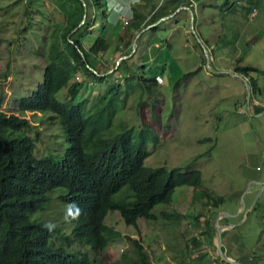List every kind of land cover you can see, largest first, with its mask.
<instances>
[{"label": "rangeland", "instance_id": "1", "mask_svg": "<svg viewBox=\"0 0 264 264\" xmlns=\"http://www.w3.org/2000/svg\"><path fill=\"white\" fill-rule=\"evenodd\" d=\"M102 1L108 13L113 6L114 12L121 8L119 27L125 32L132 16L127 0ZM224 1L196 2L197 21L194 25L197 31L199 29L203 33L206 27L208 29L206 24L215 20L214 12L218 10L210 7L211 4L221 5L219 10L226 9L228 5L222 6ZM235 1L238 0H230L229 3L234 4ZM141 2L135 0L132 8ZM160 2L154 1L156 5L166 7L171 6L172 0ZM244 4L235 8L239 16L245 12L247 5L243 7ZM32 7L35 12L30 16L28 9ZM92 8L89 3L83 23L88 33L78 35L88 46L100 34L101 28L100 22L97 25L100 15H96ZM152 13H148V19L156 14ZM61 17L49 0H30L29 3L0 0L1 108L27 118L35 126L13 134L17 137L26 135L34 140L33 155L36 158L59 160L68 149L59 120L48 119L53 112L16 109V100L29 96L36 89L43 79L45 67L55 56L54 49L57 48L54 43L57 39L61 41V34L67 27ZM237 20L233 27L243 35L236 48L242 57L241 64L251 67L249 69L254 70L250 72L260 76L264 72V20L257 41L254 36L248 37V30L245 32L243 28L245 25L241 19ZM95 21L93 25L96 27L91 29ZM189 21L188 12L181 10L174 18L161 22L149 39L147 62L150 63L148 69H152L147 70L145 77L163 69V84L153 83L147 88L142 83L137 86L134 79L132 85L135 88L129 86L128 94L124 79L114 78L115 73L109 81L92 79L88 83L82 80L81 68L71 75L70 82L81 81L78 98L86 99L88 106L93 105L96 96L105 92L112 82L122 83V94L107 133L113 136L129 129L135 142L143 136L145 148L149 151L144 160L146 167H181L183 171L198 169L201 187L175 188L168 202L157 204L152 209L155 219L146 221L138 218L136 228L126 225L118 211H109L104 223L119 231L121 236L109 241L98 254L74 238L73 224L67 215L68 206L59 198L67 191L64 187H57L47 194L49 200L44 208L29 215L30 220L51 223L59 230L49 239L52 246L74 255H87L96 264H140L133 242L136 240L152 264H227L218 258L217 238L213 231L218 213L225 212L231 216L220 217L218 223L223 228L227 223L231 226L222 236L223 247L229 257H243L248 264L256 258L257 262L253 264H264V116L251 117L247 112L246 87L239 78L225 73L214 74L207 69L204 52L191 32ZM112 36L115 44L117 39L115 34ZM115 54L112 53V59L117 57ZM108 57L107 50L98 54L101 71L108 67L105 60ZM237 63L232 59L228 66L233 68ZM78 76L80 80H77ZM70 82L56 93L58 100L68 99ZM263 97L261 94L257 100L264 102ZM251 111L254 113L252 105ZM203 191L210 194V200L202 195ZM227 236L231 246L227 245Z\"/></svg>", "mask_w": 264, "mask_h": 264}, {"label": "trees", "instance_id": "2", "mask_svg": "<svg viewBox=\"0 0 264 264\" xmlns=\"http://www.w3.org/2000/svg\"><path fill=\"white\" fill-rule=\"evenodd\" d=\"M68 1L77 4L76 12L80 20L83 14L81 1ZM229 1L225 0L222 6L226 4L230 8L232 3ZM85 2L87 6L90 3L100 15V34L89 46H84L78 35L81 32L88 33L86 25L82 24L70 34L79 20L68 24L61 34V41L57 39L54 43L56 53L45 67L42 81L29 96L16 100V109L20 111L53 112L48 119L59 120L68 142V149L62 158H36L33 155L34 140L26 135L17 137L13 134L35 126L25 117L5 112L1 108L0 99V264H96L87 255H74L52 246L49 239L59 230L55 227L49 229L43 221L30 220L29 215L44 208L49 200L47 194L57 187H64L67 191L59 198L68 206L67 215L73 224L74 238L88 245L96 254L101 253L109 241L121 236L119 231L104 223L109 211H118L126 225L136 228L138 218L146 221L155 219L152 209L157 204L168 202L175 188L201 187V172L198 169L183 171L181 167H146L144 160L149 156V151L145 148L143 136L135 142L129 129L113 136L107 133L113 124L116 103L122 94L119 81L112 82L105 92L98 94L91 106H88L86 99L79 100L81 81L70 82L71 75L79 68L85 73L82 80L90 83L92 79L109 81L114 73H121L125 67L127 72L122 76L124 84L127 83V92L129 86L135 88L132 85L134 79L137 86L142 83L149 88L151 84H157L155 76L163 73L161 69L145 77L147 70L152 68L148 69V62H141L142 58L147 60L149 39L159 28L157 25L143 31L138 37L137 49L130 57L136 69L132 70L125 59L114 71L98 76L115 65L114 60L101 71L94 63L98 54L104 52L109 44L106 35L109 27L108 12L102 0ZM155 5L152 2L149 5L139 3L132 8L131 19L125 27L130 36L124 54L130 52L132 38L137 32L184 5V0H172L167 10L157 8H164L163 4ZM151 11L156 14L148 19ZM194 14L196 21L195 11ZM88 66L97 73L92 72ZM234 71L240 73L242 67L235 65ZM248 81L251 86L252 110L259 113L264 108L255 105L252 100L262 94L263 88L253 76L248 77ZM69 82L68 99L58 100L56 93ZM202 195L208 199L210 197L207 191H203ZM216 201H213V205ZM66 239L70 240L69 237ZM133 242L139 253L140 264H152L138 241ZM222 249L229 256L223 246ZM242 258L236 259L248 264ZM255 260L252 258L251 263L257 262Z\"/></svg>", "mask_w": 264, "mask_h": 264}, {"label": "crops", "instance_id": "3", "mask_svg": "<svg viewBox=\"0 0 264 264\" xmlns=\"http://www.w3.org/2000/svg\"><path fill=\"white\" fill-rule=\"evenodd\" d=\"M141 1H142L141 4H148L149 5L151 2L154 3L155 0H141ZM202 1L203 0H198L197 2L201 3ZM50 3L53 6H55V12L60 17L62 16L61 18L64 19V22H65L64 24H66L67 26H68V24H70V23L74 24L77 20H79L80 16H78L79 14L76 12L77 4L70 3L68 0H63V1L54 0L52 2L50 1ZM235 3H237V4H235ZM241 3H245L243 5V7L246 5L247 6H246V9H244L245 12H243V14L239 16L238 11L235 8H236V6H239ZM82 6H83V4H82ZM157 6L158 5H156V7ZM180 6H182V5H180ZM184 6H188V5L186 3H184ZM212 6L217 8L215 10H218V11L214 12V17H215L216 21L215 20L210 21V24H206L209 26H208V29L206 27V29L203 33L201 31H199V29H198V31L195 29L197 34L199 35L200 39H202L201 41L205 44V46L209 52L210 59L212 57V60H210L212 67L214 66L213 67L214 69L220 70V71L235 72L234 71L235 66L232 68L231 66H228V65H231L228 63L232 59L236 60L238 62L236 65H240L242 67V72H240V74H242L247 79V81H248V77H250V76L257 78V81L259 82L260 86L263 88L262 95L264 96V72L260 76H257L253 72L252 73L250 72V70H254V69H249L251 67H248L247 65L241 64L242 57L237 52L236 48H237V44H240V38L243 35L241 36L242 32L241 33L237 32L233 27L234 22H236L237 19H241L242 23L245 25L243 27L245 29V32H247V30H248V34H247V35H249L248 37L254 36L255 40L257 41L260 37V32H261L260 31V25L262 24V21L264 20V0H240V1L238 0V1L234 2L233 7H232L233 9L230 7L232 10L230 8H226V9L222 8L221 10H219L221 5H218V4H216V5L211 4L210 7H212ZM170 7H171L170 5L166 6V7L164 6V8L162 7V10H167ZM204 8H206V7H204ZM204 8H203V11H204ZM207 8H209V7H207ZM28 10H29L30 16H31V14H33L35 12L33 7L28 9ZM92 10L94 11V13H96L95 12L96 10L94 8H92ZM181 10H184V9H181ZM151 12H153V11H151ZM186 12H188V11H186ZM171 13H169V14H171ZM96 15H97V13H96ZM118 15L119 16L121 15V11L120 12H117V11L114 12L113 10H111V11H109L108 17H107V22L109 23L110 29L108 28L109 31L107 30V32H106L107 39L109 42L106 50L109 52V57H108L109 60L108 59H105V60H107V64H109V65L115 59L117 60L120 56L127 55L124 53H125V50L128 49V48H126L127 47L126 42L128 41L130 33L128 31L124 32L123 29L121 27H119V25L121 24V20L119 19ZM188 15H189V13H188ZM85 18H86V14H85ZM85 18H84V20H85ZM82 19H83V14H82L81 19L79 20V22L76 26H78L80 24V21ZM217 19H219V21H217ZM189 20H190V15H189ZM99 22L100 21L97 22V25ZM112 22L114 23L113 25H111ZM189 23H190V21H189ZM237 23L241 24V22H239L238 20H237ZM94 27H96V25H92L91 29L92 28L94 29ZM222 29H223V31H222ZM113 34H115V37L117 39V42L115 41L116 42L115 44L112 42V38L114 37V36H112ZM210 37H212V41H209ZM133 38H132V42H133ZM81 39L83 41V37H81ZM132 42H131V46H132ZM112 44H114V45H112ZM84 46H86V44H84ZM131 46H130V48H131ZM160 46L161 45H159L158 47H160ZM113 52L116 53L115 55H117V57L112 59V53ZM102 53H104V52H102ZM238 59H241V60L238 61ZM98 60L99 59L96 58V61L94 63H95V67L99 69L102 66L99 64L100 62L98 63ZM116 60H115V62H116ZM126 60L128 61L127 65L130 68H132V66L136 67V64L133 62L132 59H130V57L127 58ZM147 60H144L142 58L141 62L144 63V62H147ZM152 61L154 63L155 59H153ZM213 61H216V63L214 64ZM148 64H150V63H148ZM215 65H218V66H215ZM88 68H90L91 70L93 69L90 66H88ZM78 70H76L75 73H78ZM132 70H134V69L132 68ZM82 71H81V73L85 74ZM126 72H127V70L124 67L122 69L121 73H119V72L115 73L114 78H116V77L123 78L124 74L126 75ZM236 73H238V72H236ZM214 74H224V73H214ZM225 74H229V73H225ZM125 84H127V83H125ZM159 85H161V84H159ZM257 98L258 97H256V99ZM263 99H264V97H263ZM225 226H226V228H224L222 234H224L225 232H228L230 230L229 228L231 226L228 223L225 224ZM227 242H228L227 245L231 246L229 236H227Z\"/></svg>", "mask_w": 264, "mask_h": 264}, {"label": "water", "instance_id": "4", "mask_svg": "<svg viewBox=\"0 0 264 264\" xmlns=\"http://www.w3.org/2000/svg\"><path fill=\"white\" fill-rule=\"evenodd\" d=\"M82 4H83V19L80 21V24L76 27L73 28V30L70 32L73 33L79 26H81L84 23V18H85V14H86V3L84 0H81ZM184 9L186 11H188L189 15H190V29L191 32L193 34V36L196 38V40L198 41L200 47L202 48L204 55H205V60H206V67L207 69L212 72V73H229L237 78H239L245 85L246 87V109L247 112L249 113V115L251 117H261L264 116V110L259 112V113H252L251 111V105H250V101H251V86L249 84V82L247 81V79L241 75L240 73H236V72H232V71H220V70H216L212 67L211 62H210V56H209V52L205 46V44L201 41L199 35L197 34L196 30H195V25H194V12L193 10L188 7V6H179L174 12H172L171 14L162 16L161 18H159L158 20H156L155 22L147 25L146 27L142 28L139 32L136 33L135 37L133 38V42H132V46H131V51L130 53H128L127 55H122L120 56L116 62L113 68H111L110 70H108L105 73L102 74H98V76H105L107 74H109L110 72L114 71V69L117 68V66L120 64V62L124 59H127L129 57H131L133 55V53L136 51L137 49V40L138 37L141 35V33L151 27L157 26L159 25L161 22L172 18L179 10ZM82 54V53H81ZM83 56V54H82ZM92 71L94 73H97L95 70L92 69ZM263 185H264V181H263ZM223 216H231L228 213L225 212H220L218 213V218H217V224L215 225V234H216V238H217V243H216V251H217V255L225 262L230 263V264H243L239 259H233L231 257H229L222 249L223 246V242H222V232L224 230L223 226H221L218 222L220 220V217Z\"/></svg>", "mask_w": 264, "mask_h": 264}, {"label": "built area", "instance_id": "5", "mask_svg": "<svg viewBox=\"0 0 264 264\" xmlns=\"http://www.w3.org/2000/svg\"><path fill=\"white\" fill-rule=\"evenodd\" d=\"M24 1L26 2L27 0H24ZM162 1L163 0H161L160 3H163ZM127 2L130 5V8L132 10V6L131 5H133L135 3V0H127ZM196 2H197V0H184V3H186L188 5V7H190L193 10V12L195 11V8H196ZM113 11H114V6H113ZM117 12H120V8L117 10ZM77 80H80V77L79 76H78V79ZM155 81H156L157 84H163V82H164L163 76L161 74H157L155 76ZM252 101H253V103L255 105H262V106H264V102L263 101H258L256 98H253Z\"/></svg>", "mask_w": 264, "mask_h": 264}, {"label": "clouds", "instance_id": "6", "mask_svg": "<svg viewBox=\"0 0 264 264\" xmlns=\"http://www.w3.org/2000/svg\"><path fill=\"white\" fill-rule=\"evenodd\" d=\"M79 213L77 212V215H78ZM73 218H75V217H73ZM46 227H48L49 229H51L52 227H54V225H52L51 223H49V224H47V225H45Z\"/></svg>", "mask_w": 264, "mask_h": 264}]
</instances>
